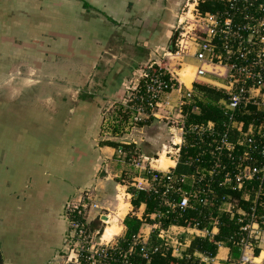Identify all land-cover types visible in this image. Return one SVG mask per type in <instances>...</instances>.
I'll return each mask as SVG.
<instances>
[{
    "label": "crops",
    "instance_id": "obj_1",
    "mask_svg": "<svg viewBox=\"0 0 264 264\" xmlns=\"http://www.w3.org/2000/svg\"><path fill=\"white\" fill-rule=\"evenodd\" d=\"M178 3L179 0H0V63L4 64L0 73L2 264H48L64 249L69 230L65 202L78 199L82 188L92 189L87 186L94 183L105 159L116 155L122 146L102 143L123 142L117 139V112L108 116L106 111L120 105L127 81L139 79L140 70L152 65L153 53L173 47ZM32 11L46 19L33 18L32 26L26 27L25 14ZM12 25H16L17 43L11 54L8 46ZM44 31L49 34L47 39L41 33ZM25 38L37 40L29 43L32 50L27 54ZM9 58L23 64L38 63L40 67L45 60L51 63L49 71L35 70L37 79L29 82L25 77L28 72H11ZM188 67L191 74L184 73ZM200 67L205 74L197 76ZM227 74L228 67L223 63L185 56L179 71L181 90L172 91L168 99L175 104L182 91L193 89L196 80L224 86ZM147 119L142 126H146ZM134 136L144 139L142 132ZM155 154L156 151L152 153ZM162 155L156 158L157 169L176 166L175 160H163ZM162 161H169L166 168L161 166ZM139 208L144 212L145 203ZM143 212L132 213L142 217ZM124 217L123 226L118 224L120 228L109 239L123 236ZM145 225L151 229L146 240L152 225L144 222L140 235ZM177 229L184 232L188 248L195 229L179 225ZM256 243L260 252L255 255L253 249L250 264L264 261V237ZM233 258L230 248L220 244L215 259L231 263Z\"/></svg>",
    "mask_w": 264,
    "mask_h": 264
},
{
    "label": "built area",
    "instance_id": "obj_2",
    "mask_svg": "<svg viewBox=\"0 0 264 264\" xmlns=\"http://www.w3.org/2000/svg\"><path fill=\"white\" fill-rule=\"evenodd\" d=\"M199 1L187 0V10L184 9L179 16L176 28L179 32H175L173 47L164 52V61L154 60L148 73L143 69L142 77L128 85L123 100L119 102V118H116V122L123 124L124 130L132 134L131 140H123L122 143L136 144L134 134L136 131H143L144 126L141 123L144 118L165 121L173 132V138L169 148L163 145L162 150L176 163L181 157L183 146L196 148L198 167L193 172L177 174L174 167L165 170L154 168L153 160L157 158V154L161 155L160 151H156L157 154L150 156L151 168L137 182H133L138 188L151 190L160 199V203L169 209L174 206L181 209L208 206L213 202L216 186L242 189L248 181H259L256 186L243 190L242 197L250 202L248 212L236 206L237 200L229 194L219 207L223 211L237 210L240 213L238 220L242 223L234 232V243L239 247V256L234 257L231 263H225L216 260L215 256L195 252L200 263L250 264L253 259L251 252L255 248L254 240L264 237V0H227L233 10H227L223 16L201 12L198 8ZM238 1H241L240 5ZM184 17L193 18L195 21L184 24ZM188 55H194L202 62L217 61L228 67L225 84L219 87L226 94L219 100V106L227 115L220 128H216L213 120L187 122L189 110H185V106L193 104L191 111L198 110L193 103L196 96L193 89L182 91L175 104H171L168 99L172 91L181 90L179 71ZM168 60H175L174 68L169 67ZM204 74L203 67L197 69V76ZM250 105L254 108L251 109ZM237 113L250 115L251 120L246 122L244 118H237ZM188 136L192 137L190 143ZM118 152L127 151L122 145ZM136 155L145 154L136 152ZM172 192L178 193V201L172 202ZM83 193L86 194L87 201L68 200L65 204L69 236L72 238L85 236L84 231L89 222L86 221V215L93 208L99 207L93 201L92 189L88 188ZM152 215L156 216L155 213ZM216 222L217 219L211 230L199 227L198 223L185 227L194 228L196 235L212 236L218 230ZM151 225L153 230L160 223ZM99 226L95 229L99 232L96 236L98 240L101 239L103 231H100ZM177 227V224L160 227L158 236L162 243L159 245H151L150 236L146 240L141 235L135 237L142 245L141 256L149 260L150 251H156L163 246H172L173 254L176 255L177 247L170 240L172 236L169 232ZM184 245L183 251L186 252V241ZM88 249L81 248L76 253V259L81 264H95V260L99 264H118L119 261L122 264H133L130 260L131 253L135 252L133 245L128 249H121L118 239L96 250Z\"/></svg>",
    "mask_w": 264,
    "mask_h": 264
},
{
    "label": "trees",
    "instance_id": "obj_3",
    "mask_svg": "<svg viewBox=\"0 0 264 264\" xmlns=\"http://www.w3.org/2000/svg\"><path fill=\"white\" fill-rule=\"evenodd\" d=\"M238 3L240 5L241 1H238ZM198 8L203 13H218L222 16L227 10H233L227 0H200L198 2ZM174 39L175 33L173 34L172 41H174ZM193 91L196 93L193 103L197 105L198 110L191 111L193 104L185 106V110H189L187 122L213 120L216 123V128L222 127L223 122L227 119V115L219 106V100L226 96L225 90L213 84L196 80L193 82ZM250 108L253 109L254 106L250 105ZM237 118H244L246 122L251 120L250 115H241L240 113H237ZM187 139L189 143L192 141L191 136H188ZM102 143L116 147L122 144L123 149L128 153H131L133 150H135L137 154L142 153L140 148L134 143L124 144L114 140H105ZM127 157H129V155H127ZM197 167L196 148L188 145L183 146L181 157L174 167L175 172L177 174H188L196 170ZM258 182L257 179L248 181L242 189H225L216 186V192L212 196L213 202L208 206H200L196 209H181L178 206L169 209L163 203H160V199L151 190L129 185L127 189L128 192L131 193L130 202L134 210H137L142 203H145V210L142 217L132 212L125 215L123 219L125 232L123 236L118 238L119 248L128 249L133 245L135 252L130 255V260L133 264H205L199 262L200 259L195 252L215 256L220 244L228 246L232 256L238 257L240 250L238 245L234 243L236 238L234 232L238 230L242 223L238 220L240 213L237 210H233L232 212L223 211L220 210L219 207L226 195L229 194L232 198L237 200L236 206L248 212L250 210V202L242 197L243 190L256 186ZM262 194V198L264 199V191ZM170 199L172 202H176L180 199V196L178 193L172 192L170 193ZM260 210L263 209L260 208ZM153 213L156 214L155 217H152ZM216 219L217 232L212 236L194 235L191 238L186 252H184L182 256L174 255L172 246H168L167 248L163 246L156 251H150L149 260L142 257L140 254L142 245L135 237L140 235V228L144 222L150 224L160 223L159 227L153 228L149 237V243L154 246L162 243L161 238L158 236L160 227H166L170 224L188 226L198 223L199 227H206L208 230H211L215 225L214 221ZM98 225L99 222L95 220L87 223L88 229L92 230L97 229ZM253 243L255 245L254 253L258 255L260 248L257 246L256 240H254ZM0 264H2L1 255ZM118 264H122V262L119 261Z\"/></svg>",
    "mask_w": 264,
    "mask_h": 264
},
{
    "label": "rangeland",
    "instance_id": "obj_4",
    "mask_svg": "<svg viewBox=\"0 0 264 264\" xmlns=\"http://www.w3.org/2000/svg\"><path fill=\"white\" fill-rule=\"evenodd\" d=\"M25 1L26 2H32V0H25ZM40 1L46 2L48 0H40ZM186 2H187V0H179L177 21L174 23V27H173L174 33L179 32V31H177L176 28L178 26V20H179L180 14H183L184 9H185V11L187 10V6H185ZM188 14L191 16V13H188ZM14 16L17 17L16 14H14ZM33 18H39L42 20L46 19V18L35 16L33 14V11L30 12L29 14H28V12H26V14H25V26L26 27L32 26V24H33L32 19ZM183 20H184V24H188L189 22L195 21L193 18L191 19L189 17H184ZM35 32H33V33H35ZM16 33H17L16 25H14V27L12 25V28H11V31L9 34V46H8L9 52L11 54L15 51L14 45H16V43H17L16 42L17 41ZM41 33L43 35V38L47 39V36L49 35L48 32L44 31ZM43 33H47V34H43ZM32 36H33V34H32ZM50 39H52V38H50ZM32 41H36V43H37V40H33V39L27 40V38H25L24 49H25L26 54L28 53V51L32 50L31 46L29 47V43H31ZM40 41H44V40H39V42ZM44 42H46V41H44ZM41 45L46 46L44 43H42ZM166 51H167V48L162 52L156 51L155 53H153L154 57H152V58L154 60H157V61H164L163 54ZM165 60H167V58H165ZM174 61L175 60H172V61L170 60V62H169V60H168L167 64L169 65L170 68L175 67ZM49 63H51V62H49ZM49 63H48V60H45V63H41V67H40L38 63L35 65V64H33V62L30 61V62H25L23 64L22 62H15L12 58H9V68H10L11 72L13 70L14 71L20 70L21 72L22 71L28 72V74H26L25 77H27L26 80L29 82H33V80L37 79V77H36L37 73L35 70L40 69V72L42 71L41 69H43L44 71H49V68H50ZM55 63L58 64V66H62L61 63H59V62H55ZM3 65L4 64H2V66H1V63H0V73H1ZM63 67H64V64H63ZM142 75H143V69L140 70V75H138L139 78H141ZM0 76H1V74H0ZM9 81L12 82L14 80L10 79ZM134 81H135V79H133V78L128 80L127 85H126V89L128 88V85H132ZM118 108H119V106L115 107L112 105L110 108V111L109 110L106 111V114H108V116H111L113 113L115 114L117 112L115 114V118H119V109ZM146 121H147L146 122L147 124L144 127V130L142 131V133L144 134V139L142 140V139H140L139 136H134V138H136V140L139 141L138 143H136L137 146L140 148L142 154H145V155H139L138 156V155H136L135 150L132 151V153H131V155H129V157H127L128 152H126V153L117 152V154L113 155V157L105 159L104 164L102 166L100 165L101 167L98 171V174L95 175V177H94V183L87 186V188L88 187L92 188L93 201L97 202L99 204V207L93 208V210L95 209L94 211L91 210L90 212L87 213L86 221L95 220V221L99 222L100 226L99 225L98 226L100 227V231L102 229L104 230L103 225H105V226L107 225L105 220L108 219V216H110L112 221L116 219L115 224H120L121 226H123L121 224L122 223L121 221H122V218L124 217V215L128 212L134 211V208L130 203L131 193L128 192L127 188L129 185L135 186L133 184V182H137L138 178H140L141 176H144V174H146L148 172L147 170H149L151 168L152 158L150 157V155H152V153H154V151H157V152L160 151V154L161 155L163 154L161 156L163 160L169 156L168 153H166L162 150L164 148L163 145H167L166 148H169V144H171V140L173 138V132L170 130L169 125L163 120L162 121L156 120L154 118H151V119L148 118ZM118 124H119V130H118L119 136L117 138L118 141L119 140H124V141L131 140L132 134H128V131L124 130L123 124L122 125L120 123H118ZM135 133H137V135L141 134V132H138V131H136ZM157 152H156V154H157ZM146 156H148V157H146ZM158 157H159V155L157 154V158ZM152 166H154V168H158V162L156 161V159L153 160ZM82 190H84V188H82L79 191V195H78L79 198L78 199H72V200H74V201H79V200L80 201H84V200L87 201L86 194H84L83 193L84 191H82ZM119 195H123L122 196L123 199L126 200L128 203H127V205H125V207L123 209V213H122L123 215H121L120 217H117L116 212H117L118 204L120 201L118 198ZM65 204H66V202H65ZM88 209H90V208L88 207ZM137 211L139 214H142L141 212H143V209L139 208V209H137ZM99 219H100V221H99ZM150 230L151 229L149 228L148 225L143 226V228L141 229V238L144 239L145 235H147L148 232L150 233ZM98 233L99 232H97L96 230H90L88 228L87 229L85 228V231H84L85 236L72 238L69 236V230H68V232L66 234V240H64V242H63L64 243L63 244L64 249L55 258L51 259V262L48 264H81L79 259H76V257H77L76 253L81 248L82 249H88L89 248L88 250H96L99 247L110 245L111 241H117V237L114 235H113L114 237L111 239H103L101 236V239L98 240V238L96 237L98 235ZM102 233H103V231H102ZM169 233L172 236V238H170V240H173V242L176 244V247H177L176 253L181 255L180 253L184 252L183 247L185 246L184 245V242H185L184 232L181 229L173 228ZM9 241H11V240H9ZM179 243H181V244L179 245ZM10 247H11V244H10ZM263 248H264V246H263ZM95 262H96L95 264H99L96 260H95ZM255 264H259V263L255 262Z\"/></svg>",
    "mask_w": 264,
    "mask_h": 264
},
{
    "label": "bare ground",
    "instance_id": "obj_5",
    "mask_svg": "<svg viewBox=\"0 0 264 264\" xmlns=\"http://www.w3.org/2000/svg\"><path fill=\"white\" fill-rule=\"evenodd\" d=\"M184 73L191 74L192 73L191 67H188V69L186 68V70L184 71ZM168 163H169V161L168 162L167 161H162L161 162V166L164 167V168H166L168 166ZM122 196L123 195H119L118 196V198H119L120 201L118 200L119 201V204H118V209H117V212H116V216L117 217H120L122 215L123 209H124L125 205H127V203H128L126 200L123 199ZM105 221H106L107 225L104 227V232L102 233V238L103 239H109L110 236L112 234H115L120 227H119L118 224H115V221L116 220H113V221L111 220L110 216H108V219L105 220Z\"/></svg>",
    "mask_w": 264,
    "mask_h": 264
},
{
    "label": "water",
    "instance_id": "obj_6",
    "mask_svg": "<svg viewBox=\"0 0 264 264\" xmlns=\"http://www.w3.org/2000/svg\"><path fill=\"white\" fill-rule=\"evenodd\" d=\"M151 68H152V67L150 66V67L147 69V73L151 70Z\"/></svg>",
    "mask_w": 264,
    "mask_h": 264
}]
</instances>
